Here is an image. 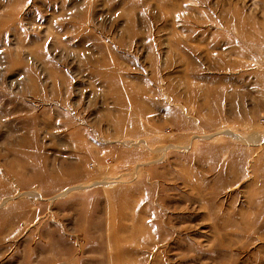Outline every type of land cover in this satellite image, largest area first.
Here are the masks:
<instances>
[{
  "label": "rangeland",
  "instance_id": "obj_1",
  "mask_svg": "<svg viewBox=\"0 0 264 264\" xmlns=\"http://www.w3.org/2000/svg\"><path fill=\"white\" fill-rule=\"evenodd\" d=\"M263 119L264 0H0V264H264Z\"/></svg>",
  "mask_w": 264,
  "mask_h": 264
},
{
  "label": "bare ground",
  "instance_id": "obj_2",
  "mask_svg": "<svg viewBox=\"0 0 264 264\" xmlns=\"http://www.w3.org/2000/svg\"><path fill=\"white\" fill-rule=\"evenodd\" d=\"M85 145H86V144H85ZM72 187H73V186H72ZM76 188H79V187H76ZM76 188H75V189H76ZM70 190H74V189H73V188H72V189H71V188H70V189L68 188L67 191H66L65 193H67V192L70 191ZM65 193H64V194H65ZM34 194H35V196H38V195H39V194H37V193H34ZM61 194H62V193H61ZM57 196H59V195H57ZM57 196H55V197H57Z\"/></svg>",
  "mask_w": 264,
  "mask_h": 264
},
{
  "label": "built area",
  "instance_id": "obj_3",
  "mask_svg": "<svg viewBox=\"0 0 264 264\" xmlns=\"http://www.w3.org/2000/svg\"><path fill=\"white\" fill-rule=\"evenodd\" d=\"M263 122H264V119H263Z\"/></svg>",
  "mask_w": 264,
  "mask_h": 264
}]
</instances>
